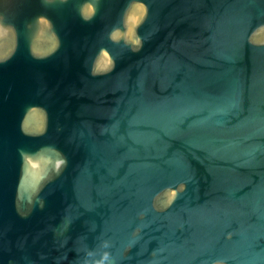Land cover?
Instances as JSON below:
<instances>
[{"label":"water","instance_id":"1","mask_svg":"<svg viewBox=\"0 0 264 264\" xmlns=\"http://www.w3.org/2000/svg\"><path fill=\"white\" fill-rule=\"evenodd\" d=\"M0 264H264V0H0Z\"/></svg>","mask_w":264,"mask_h":264}]
</instances>
